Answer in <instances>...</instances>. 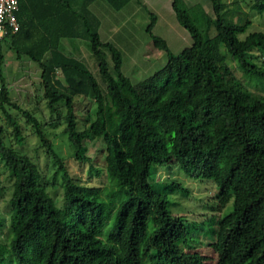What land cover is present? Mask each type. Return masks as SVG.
I'll return each instance as SVG.
<instances>
[{
  "label": "trees",
  "instance_id": "trees-1",
  "mask_svg": "<svg viewBox=\"0 0 264 264\" xmlns=\"http://www.w3.org/2000/svg\"><path fill=\"white\" fill-rule=\"evenodd\" d=\"M96 1L19 0L20 30L4 42L20 65H39L51 113L61 104L67 107L72 158L91 163L87 142L103 141L105 169L99 173L108 177L113 197L109 189L102 193L73 178L39 122L25 113L65 174L57 200L38 164L8 142L0 125V160L14 179L0 264H205L207 258L195 252L191 223L172 213L167 194L152 182L165 167L212 181L219 190L216 205H231L209 234L216 264H264V99L251 94L228 63L230 57L254 86L264 88V61L259 63L264 32L241 37L252 26L250 13L264 15V0H251L250 13L244 0H210L213 18L203 9L193 15L184 0H174L193 45L173 55L167 42L152 34V16L147 32L168 63L162 73L136 84L125 75L122 52L101 38V21L91 11ZM105 1L121 11L133 0ZM202 19L206 34L198 27ZM65 39L90 43L106 93L87 64L62 47ZM3 43L0 106L15 144L22 146L19 121L7 108L20 110L5 84ZM79 99L97 107L96 120L84 130L75 110ZM167 186L182 190L175 183Z\"/></svg>",
  "mask_w": 264,
  "mask_h": 264
},
{
  "label": "rangeland",
  "instance_id": "rangeland-1",
  "mask_svg": "<svg viewBox=\"0 0 264 264\" xmlns=\"http://www.w3.org/2000/svg\"><path fill=\"white\" fill-rule=\"evenodd\" d=\"M224 1L231 4L235 1L243 0ZM244 1L243 9L245 12L250 13L252 1ZM168 3L169 0H136L122 11H116L105 2L112 11V15L102 18L105 25L102 28L101 38L103 41H109L123 49L125 75L135 84L145 81L157 73H162L168 63L166 53L156 49L151 34L147 32V27L152 21V16L155 17L154 11H159L161 15L164 14L166 11L165 6L169 8ZM190 3L192 8L194 7L193 3H201V7L193 8V15L201 13L202 8L205 7L204 9L208 12L207 15L213 18L210 0H191ZM137 5H139L140 14L135 19L129 18L130 12ZM250 19L252 26L245 35L241 36L242 38L249 33L264 32V15L252 12L250 13ZM198 27L204 34L208 33L207 22L204 19H202ZM167 29L163 26L156 29L152 34L167 39L169 41V49L173 55L177 56L186 48L193 45V39L189 31L183 28L180 29L186 39L185 42H181L182 38L180 36L173 34L170 29L167 31ZM215 34V30L212 29L209 35L213 37ZM72 41L77 43L78 47L67 44L65 50L74 57L82 59L87 64L106 93V84L100 75L98 63L93 55L90 43L83 40H68L66 42ZM3 54L5 57L3 64L5 84L12 102L20 110L11 107L7 108L18 119L23 138L25 139L24 145L15 144V139L12 135L13 128L8 123L0 106V125L6 131L8 142L18 152L27 154L38 164L44 179L49 182V193L60 201L63 192L62 186L66 181L65 174L55 159L49 156L47 149L42 146L34 124L25 117V113L30 114L39 122L40 128L46 138L52 142L55 152L65 161L70 175L86 185L99 187L102 193L109 189L108 197L112 198L113 194L110 191L108 177L104 173H101V175L99 173V171H104L105 169L103 141L96 139L87 142V154L92 162L86 164L77 163L72 158L73 148L66 134L67 124L65 116L67 114V107L61 104L58 106L57 113H51L44 98V88L40 81L41 69L39 65L34 63L20 65L16 54L8 51L6 42L3 43ZM108 58L111 67H113L114 63L110 53ZM261 60L259 63H263L264 60ZM228 63L237 77L248 87L250 93L264 99V88L254 86L236 67L230 57H228ZM165 80L166 76L162 75L160 83L162 84ZM1 86L2 81L0 79V88ZM75 110L80 130L87 129L96 120L97 107L93 103L89 104L79 99L75 104ZM152 182L159 192L167 194L171 202L170 209L172 213L185 217L191 223V231L196 233L195 239L197 240L194 243L196 246L195 252L207 258L205 264H216V256L211 246L213 238L209 234L215 228L219 218L224 217L231 211V205H228L226 208H220L216 205L219 193L218 187L212 181L192 179L178 167L171 169L168 167L159 168L154 174ZM13 183L14 179L0 160V219L3 224L0 226L1 240L6 239L10 226V200L13 194ZM174 183L178 184L182 190L167 186Z\"/></svg>",
  "mask_w": 264,
  "mask_h": 264
},
{
  "label": "crops",
  "instance_id": "crops-1",
  "mask_svg": "<svg viewBox=\"0 0 264 264\" xmlns=\"http://www.w3.org/2000/svg\"><path fill=\"white\" fill-rule=\"evenodd\" d=\"M105 0H98L96 1L92 6H91V11L100 19L101 21V27H100V35L102 33V28L104 27L105 23H104V20L102 19L103 17L106 18L107 15H112V11L109 9V7L105 4L104 2ZM136 0H133L131 3H134ZM173 1L174 0H169V8H166L165 6V13L161 15V13H159V11H154L153 14H155V17H156V23H155V26H154V29H153V32L158 29V28H161V27H166L168 29H170V31L173 33V34H176L178 36H180L181 39V42H185L186 39L183 35V32L180 30V29H185L184 27L181 26V24L179 23L178 19H177V16H176V13L173 9ZM185 4L187 5L188 8H192L191 6V0H184ZM130 3V4H131ZM129 4V5H130ZM193 6L194 7H198L200 6L201 7V3H193ZM139 5L135 6V8L130 12V15H129V18H137L138 15L140 14V10H139ZM193 7V8H194ZM126 8V7H125ZM124 8V9H125ZM205 8V7H204ZM203 9V11H205V13L208 14L207 10L206 9ZM164 9V8H163ZM122 11V10H121ZM162 21H164L162 23ZM182 27V28H181ZM167 29V31H169ZM186 30V29H185ZM157 36V35H156ZM183 36V37H182ZM191 36V35H190ZM159 38H162L164 39L168 46H169V41L163 37H160V36H157ZM192 38V37H191ZM69 39H65V40H62V47L65 49V46L67 44H70L71 46H77L78 47V44L75 43V42H66L68 41ZM105 42H109V41H105ZM121 52H122V55L124 56V51L121 47L115 45ZM123 60H124V57H123Z\"/></svg>",
  "mask_w": 264,
  "mask_h": 264
},
{
  "label": "built area",
  "instance_id": "built-area-1",
  "mask_svg": "<svg viewBox=\"0 0 264 264\" xmlns=\"http://www.w3.org/2000/svg\"><path fill=\"white\" fill-rule=\"evenodd\" d=\"M19 0H0V46L6 38L20 30Z\"/></svg>",
  "mask_w": 264,
  "mask_h": 264
}]
</instances>
